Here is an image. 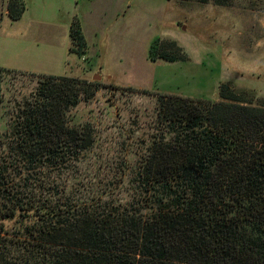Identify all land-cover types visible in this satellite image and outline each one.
I'll return each mask as SVG.
<instances>
[{"label": "trees", "instance_id": "1", "mask_svg": "<svg viewBox=\"0 0 264 264\" xmlns=\"http://www.w3.org/2000/svg\"><path fill=\"white\" fill-rule=\"evenodd\" d=\"M4 2L9 18H21L23 0ZM69 38L83 57L76 19ZM148 56L185 58L164 38ZM37 76L0 131V264H264V97L225 83L213 101L141 91L156 97L161 133L127 174L130 198L114 203L64 181L95 143L93 124L71 126L69 112L100 82ZM20 217L28 220L5 229Z\"/></svg>", "mask_w": 264, "mask_h": 264}, {"label": "rangeland", "instance_id": "2", "mask_svg": "<svg viewBox=\"0 0 264 264\" xmlns=\"http://www.w3.org/2000/svg\"><path fill=\"white\" fill-rule=\"evenodd\" d=\"M4 1L0 0V55L25 47L23 60L34 52L35 42L44 47L45 26L26 19L70 23L76 19L83 35L84 25L98 28L97 37L91 39L100 59L89 49L93 60L77 57L78 66L70 67L60 63L63 56L56 58L55 48L45 46L51 48L54 60L42 68L71 77L85 74L93 78L86 81L100 82L93 97L80 101L68 116L71 126L89 122L95 130L93 147L74 169L65 171L66 188L80 194L100 190L104 200L114 203L130 198L127 174L161 133L156 97L141 91L213 101L220 100L219 87L225 83L255 99L264 97V0H23V18L17 20L9 18ZM66 7L74 8L67 17ZM97 18L103 21L100 27ZM159 38L174 40L185 58L150 60L149 50ZM34 63L43 65L40 60ZM6 69L0 71V131L8 128L33 94L37 74H43ZM110 84L124 89L112 90ZM24 220L28 218L6 221L5 229L15 231Z\"/></svg>", "mask_w": 264, "mask_h": 264}, {"label": "crops", "instance_id": "3", "mask_svg": "<svg viewBox=\"0 0 264 264\" xmlns=\"http://www.w3.org/2000/svg\"><path fill=\"white\" fill-rule=\"evenodd\" d=\"M77 3L76 2V6L74 7L76 9L77 7ZM71 8L69 10V8L66 7V11H65V15L67 17V15L69 14V11L73 12V9ZM23 16V14H22ZM21 16V18H23ZM100 17H102V13L100 14ZM19 18V19H21ZM97 23H98V27L101 26L102 22L99 18L96 19ZM26 22H32L35 25H41L43 24L45 27L44 29L47 30L48 34L47 37L45 38V44L44 47L40 48L39 46H41V43L39 42H35L34 44H32V46L34 45V47H32L31 49H33V53L29 56L27 55L26 57H24L23 60H21L22 55L25 56V52L28 51L27 48H21V50H15V53H10V55L7 54H3L0 55V67L3 68H9V69H15V70H24L26 72H30V73H43V74H49V75H68V74H64L62 72H57L55 70H44L42 68H48L50 67V64L52 62L53 64V52L51 50V48H45V46H50L55 48L57 51V55L56 58H62V62L60 63H64L67 62V64L70 67H76L78 65H76V60L74 58H77V55H75L74 53L69 51V44H70V40L68 38L69 36V26H70V21L69 20H50L48 21H41V20H37L34 21L33 19L28 20L26 19ZM84 38L86 40L87 43V51L84 54L83 57H79L81 59H88V60H93L94 57L92 56L94 53L97 57L96 58H101V55L98 54V50L96 51L97 48V44L95 43V45L93 44V40L91 39L92 35H95V37H97L99 31L98 28L96 27V25H92V27H87L86 25H84ZM43 35H41L40 39H42ZM103 40V39H102ZM102 40H100L102 42ZM62 41V43H61ZM106 41V40H103ZM61 43V44H60ZM103 45L101 46L102 49ZM29 49V50H31ZM89 49H93L92 51H89ZM92 52V53H91ZM61 54V55H60ZM63 54V55H62ZM34 55V56H33ZM74 56V57H71ZM100 56V57H99ZM53 58V60H52ZM60 58V60H61ZM42 61L43 65H38L36 66V64L34 62L36 61ZM45 60V62H44ZM59 64V63H57ZM97 65V62H96ZM86 67V66H85ZM86 69V68H85ZM48 71V72H47ZM62 73V74H61ZM84 76H79L80 78L83 79H93V78H89L87 77L85 74H83ZM71 76V75H70Z\"/></svg>", "mask_w": 264, "mask_h": 264}, {"label": "water", "instance_id": "4", "mask_svg": "<svg viewBox=\"0 0 264 264\" xmlns=\"http://www.w3.org/2000/svg\"><path fill=\"white\" fill-rule=\"evenodd\" d=\"M94 78H96V77H94Z\"/></svg>", "mask_w": 264, "mask_h": 264}]
</instances>
